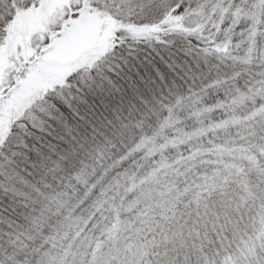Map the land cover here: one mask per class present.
<instances>
[{"label": "snow or ice", "instance_id": "snow-or-ice-1", "mask_svg": "<svg viewBox=\"0 0 264 264\" xmlns=\"http://www.w3.org/2000/svg\"><path fill=\"white\" fill-rule=\"evenodd\" d=\"M0 264H264V0H0Z\"/></svg>", "mask_w": 264, "mask_h": 264}]
</instances>
